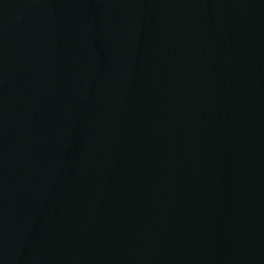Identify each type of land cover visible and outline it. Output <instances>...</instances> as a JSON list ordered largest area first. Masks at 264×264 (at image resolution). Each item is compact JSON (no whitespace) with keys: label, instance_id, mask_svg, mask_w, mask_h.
I'll list each match as a JSON object with an SVG mask.
<instances>
[{"label":"water","instance_id":"water-1","mask_svg":"<svg viewBox=\"0 0 264 264\" xmlns=\"http://www.w3.org/2000/svg\"><path fill=\"white\" fill-rule=\"evenodd\" d=\"M0 264H264V0H0Z\"/></svg>","mask_w":264,"mask_h":264}]
</instances>
